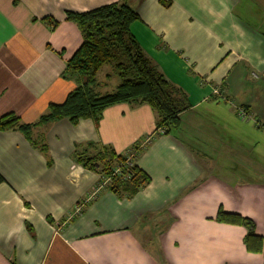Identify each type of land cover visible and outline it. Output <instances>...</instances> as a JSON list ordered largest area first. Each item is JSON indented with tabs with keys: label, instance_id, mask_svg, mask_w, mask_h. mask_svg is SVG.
Listing matches in <instances>:
<instances>
[{
	"label": "crops",
	"instance_id": "1",
	"mask_svg": "<svg viewBox=\"0 0 264 264\" xmlns=\"http://www.w3.org/2000/svg\"><path fill=\"white\" fill-rule=\"evenodd\" d=\"M121 1L0 0V114L37 123L32 138L47 145L0 131V264H264L245 226L217 219L251 218L264 239V0H128L132 33L189 94L170 133L145 102L38 123L77 86L63 72L83 35L67 12ZM99 72L97 92H113V67ZM89 142L140 145L150 182L131 197L94 195L101 175L74 156Z\"/></svg>",
	"mask_w": 264,
	"mask_h": 264
},
{
	"label": "trees",
	"instance_id": "2",
	"mask_svg": "<svg viewBox=\"0 0 264 264\" xmlns=\"http://www.w3.org/2000/svg\"><path fill=\"white\" fill-rule=\"evenodd\" d=\"M67 19L75 22L83 35L82 44L63 72V76L74 79L77 86L64 102L51 103L38 123L63 118H69L74 124L83 118L99 121L104 110L111 105L145 102L157 114L160 132L170 133L178 126L181 114L191 107L189 94L166 76L132 33L131 25L140 19V15L128 0L84 12L68 11ZM107 63L112 65L121 82L113 92L99 94L96 90L97 74ZM36 124L24 123L14 112L0 114V131L21 130L36 147L47 150L44 141L32 138ZM142 150L137 144L129 153H118L112 146L89 142L78 146L74 156L80 164L101 175L100 183L107 180L105 188L119 197H131L151 179L136 162ZM5 181L0 172V184ZM79 204L85 203L80 201ZM217 219L245 226L247 249L252 252L263 250L264 239L257 234L256 223L251 218L220 210Z\"/></svg>",
	"mask_w": 264,
	"mask_h": 264
},
{
	"label": "rangeland",
	"instance_id": "3",
	"mask_svg": "<svg viewBox=\"0 0 264 264\" xmlns=\"http://www.w3.org/2000/svg\"><path fill=\"white\" fill-rule=\"evenodd\" d=\"M112 70V66L110 65V64H105L103 67H102V69L100 70V72H99V77H100V79L102 80H105V74H106V72H109V71H111ZM106 81H108V80H106ZM115 82H117V84L118 83H120L121 82V78H120V76L118 75V74H114V75H112V79L111 80H109L108 81V83L110 84V85H112V86H114V84H115ZM113 88H115V87H113ZM108 90H113V89H108ZM100 183V182H99ZM98 186V185H97Z\"/></svg>",
	"mask_w": 264,
	"mask_h": 264
},
{
	"label": "built area",
	"instance_id": "4",
	"mask_svg": "<svg viewBox=\"0 0 264 264\" xmlns=\"http://www.w3.org/2000/svg\"><path fill=\"white\" fill-rule=\"evenodd\" d=\"M239 115H240L241 117H247V116H248V113H247V111H246L243 107H240V108H239ZM116 171H117V172H120V169H117ZM106 181H107V180H105L103 183H99V184H98V186L96 187V189H95V191H94V192H95L94 195H96V193L99 192L100 189L104 187V184H105ZM81 210H82V205L79 204V205L77 206V208H76V212H77V213H80Z\"/></svg>",
	"mask_w": 264,
	"mask_h": 264
}]
</instances>
